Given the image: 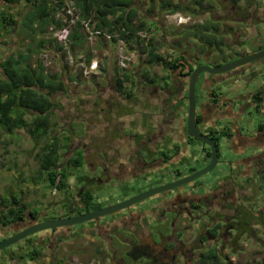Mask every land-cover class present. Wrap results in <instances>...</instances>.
Segmentation results:
<instances>
[{"label": "flooded vegetation", "instance_id": "1", "mask_svg": "<svg viewBox=\"0 0 264 264\" xmlns=\"http://www.w3.org/2000/svg\"><path fill=\"white\" fill-rule=\"evenodd\" d=\"M208 1L209 0H207V2L201 6V10H203L205 7H208ZM228 1H231V12H229L231 17H229L226 22H223L227 23V28L221 31H219L220 28H212L204 31L206 33L218 34V36L222 39V49L220 51L207 50V48L202 47V45L199 44V48H195V50L193 49L196 55L193 54L192 58H187L185 51L181 49L179 53L184 57V59L177 61L180 66H175L174 62L170 61L171 66H167L164 69L165 72L152 82H149V79L144 80L141 76L135 77V95L137 99L136 104L138 107L133 109L132 112L127 109V113L131 112V114H133L132 119L136 120L137 122L139 121L137 124L139 129L145 126L143 122L146 119H150L148 118L147 114L153 112V114H151L153 115L151 119V127H154V130L148 133L149 136L147 138H142V135L147 133V130H149L148 128H146L144 132L142 131V134H138L136 141L134 139H122L120 134L124 131V123L118 121V115L110 116L101 114L104 111L103 108H101V111L99 112L96 111V115H93V112L89 114V116H91L90 118H94V121L89 120V117H85L83 123H80L79 127L83 129L86 128L87 131H90L91 137L88 141H84L86 140L85 137L80 138L81 141H79L70 152L75 153V149H83L84 168L89 171L90 168L92 169L95 168V165H99L100 173L104 175L103 178L95 176L88 179L85 177L84 188H87L91 194L95 195L96 192L99 193L97 190L99 187L97 182L99 181L103 183L105 180V182L109 183L108 180H114L116 184L123 183L124 181H126L127 184L128 182H131V180L135 181L136 179L146 181V188L143 187L142 190L136 191L134 194L135 196L154 187L149 186L150 179L156 177V179L164 180V177L161 176L164 175L165 172L167 174L169 173V176L171 177L167 183L173 182L194 172L188 171L189 173H187V175H180L181 172L178 171L185 162L182 160L181 154H183V152L185 153L186 149H184V147L185 144H187L186 139H188L189 142L192 141L197 142V144L200 143L204 146L206 145L205 143L190 137L187 133V93L190 73L196 67L205 65V62L210 63V66L212 67L229 62L223 61V63H221V60L215 61V59L212 58L213 52H217L216 56L224 60L225 52L232 53L235 50L242 52V50H244L247 45L252 44L254 38H264V9L262 10V13L257 15L256 11H249V7L251 5L250 2L244 1L241 6H237L239 2L238 0ZM228 1L225 0L218 6V12H222L225 9ZM185 3H187V1ZM205 10L207 11L208 9ZM251 17H255L257 20H259V22L262 21V36H260L258 31H255L249 35L247 33L249 29L246 31L241 29L245 27L244 22L246 19H251ZM191 25L192 23L185 25L184 29ZM221 27H223V25H221ZM14 31H17L16 27L13 28L9 34H7L8 42L11 41ZM3 33L4 32L0 30V37L3 36ZM5 38L6 37L0 39L1 48L8 45ZM204 44L208 45L206 43ZM263 49L264 42H262V45H257L256 50H254L252 53ZM247 55L249 54L244 53L243 55H239V58L245 57ZM201 57L204 63H202L201 60L199 61ZM261 76L264 77V57L247 62L242 66L220 74H209L207 72L200 73L195 85V92L196 89H200L198 88V83L202 82V85L205 87L203 91L207 92V90H209L210 92H205L206 96H208L207 99H213V101L217 99L221 101L224 100V98L221 96H223L225 93L230 95V98L227 100L225 99V106L227 107L225 109L228 112H230V102L233 100H235L234 102L238 104L240 111L244 110L245 108H248V111L251 109H253V111H257V109H260L262 103L264 102V85L262 84L256 87V84H254V87L256 88H253V91H247V87L250 85V81L253 82L256 77ZM234 85H236V87H234ZM242 85L247 87L242 92H239V90L242 89ZM223 88L228 89V91H224L225 93L221 92ZM245 96L250 98V100L245 99ZM146 97H148V99H145ZM196 97L197 96L195 94V98ZM195 101L196 124L200 132L211 139L212 137L209 133L212 131L201 129V126L199 125L200 121L197 111L200 107V103L198 99H195ZM86 102L88 104L87 100L84 101V103ZM103 103H106L105 99L103 100ZM93 109L96 108L94 107ZM98 117H100V119H108L109 122L105 124L101 120V122L97 123L96 121L98 120ZM165 126H168L169 128L167 133L170 134H168L170 139H163L165 134L167 136V133L165 131L163 132V128ZM263 128L264 124L262 127V134H264ZM138 129L136 131L137 133ZM77 136H81V134H78ZM183 136H185V138H182ZM212 136L217 138L214 134H212ZM173 138H178L180 141L176 143ZM70 140L72 141L75 139H71V136L68 137V140L65 139L67 142ZM60 143L67 145L64 141H61ZM79 143H82V145ZM99 143L102 145L99 146ZM90 145L92 148L89 147ZM218 145L219 142L217 141V147ZM206 147L209 151L210 148L207 145ZM87 148H90V150ZM108 150L112 152L113 157H109L110 154H107ZM70 152L68 153L70 154ZM100 152L103 153V156ZM85 154H92L94 157L90 160H86ZM262 156L264 158V152H262ZM66 165L71 167L70 164H65L64 166ZM160 172L162 173L158 174ZM163 184H166V182ZM194 185L195 182L191 181L178 188L161 192L159 194L153 195L152 197L150 196V199H154L153 202L156 203V206L152 210L145 208L142 211V214L139 210H133L135 206H139L140 204L124 210V216H122V220L121 214L120 217H118L120 223H122L120 230L128 225L136 224L132 233L133 235H137V238L140 237L141 240L153 238L155 240V236L157 237L156 241L158 243V248L156 251H164L162 248L163 238L168 239L175 237L176 240L173 238L174 242H172L174 243L176 249L174 256L179 257L178 261L182 260L183 258L186 260V262L197 261L199 264V259L202 253H204L206 250L213 248L217 252V255L220 256L221 252L219 248H224V244L226 242L229 243V245L243 243L240 240H246L248 237H250L252 234L250 228L248 227V222L251 218L249 216L250 207L245 205L243 200L238 196H235L234 191H231V194L226 192L225 194H221L219 196L217 193L214 194L212 192L208 194V196L201 197L195 192ZM117 199L118 200L116 202H120L124 199H127V195L124 193L118 194ZM147 199L148 198L144 200ZM83 202L84 201H81L79 203L80 206L86 207L87 205L84 206ZM262 212V218H264V211ZM143 215L144 218L142 217ZM148 216L152 220L148 219ZM256 216L258 219H262L259 215L256 214ZM37 217L38 215L32 216L30 213L26 212L21 224L12 222L8 225L9 228L7 230H3V233L6 234V232H9L10 230L18 232L30 225L41 222V220H47ZM124 217H126V219ZM130 219H132V221ZM217 223L221 224L218 229L217 237L210 236L207 232L208 229L212 228V226H215ZM191 227L194 228L193 233H195V237H191V233L188 232L189 228ZM59 229H64V227H59ZM260 229L262 231L261 226ZM56 230L57 229L51 228L47 229V231H39L38 234L35 233L38 235H36L37 237L35 236L31 239L30 236H27L23 240H26L29 248L32 246L38 247L44 244V242H46L48 239L53 240L52 237ZM117 230L119 229L117 228ZM4 234H0V236ZM178 235L179 238L177 237ZM202 236H205L206 240H201ZM3 239H0V241ZM48 244L49 243H47L44 249L47 248ZM49 245H51V243ZM104 247L106 248V246ZM3 249L5 250V248ZM3 249H0V252ZM228 252H222V254H224L222 256H226ZM229 253L234 252L232 251ZM167 264H173V261H170Z\"/></svg>", "mask_w": 264, "mask_h": 264}, {"label": "rangeland", "instance_id": "2", "mask_svg": "<svg viewBox=\"0 0 264 264\" xmlns=\"http://www.w3.org/2000/svg\"><path fill=\"white\" fill-rule=\"evenodd\" d=\"M173 1H181L185 3L188 0H173ZM223 1L225 0H209L208 1L209 8L207 11L205 10L203 12L200 11L193 13L194 16L190 15V17H192L191 22H193V25L196 24L208 25L209 23H215V25H218V29L220 28L219 31L227 28V23H223V22H226L227 19L231 17L229 14V12H231L230 9L231 1L227 0L228 2L225 9L222 12L221 11L218 12V6ZM238 1L239 2L237 6H241L244 3V1L250 2L251 5L249 7V11L251 12L254 10L257 12V15L262 13V10L264 9V0H251V1L238 0ZM159 3L160 0H138L136 5L139 9V15L144 16L146 17V19L152 20V22L155 23V25L152 26L151 31L149 32L150 38L153 39L154 44L158 45V43H161V40H165L164 47H162L163 45H161L158 52L160 54L163 53L164 55L169 53L172 56H175L177 54V50L175 49L172 50V47H169V43L172 44L173 42L180 40L178 36L183 33L182 26L177 29H174L175 28L174 26L176 25L173 24L171 19H168L166 17V15L168 14L166 11L167 9L164 7H160ZM4 6L5 4H0L1 9ZM24 11H26V7H21V11H20L21 15H18L16 14V8L12 9V12L14 14V19L20 21V18L24 13ZM72 14L73 15L71 18L76 19L75 18L77 16L76 12ZM260 22L255 17H251V19H246V21L244 22L245 27L241 26L243 27L241 29L243 31L249 29V31L247 32L249 35H251L255 31H258L260 33V36H262V25H261L262 21ZM69 24L72 25V22L70 23L69 21ZM221 25H223V27H221ZM169 30L173 31V33L169 34L171 33ZM163 32H166V34L164 35ZM3 34L4 35L0 37V39L6 37L5 39L8 45L3 48L0 47V62H2L8 55L14 54L18 50L25 49V47L30 42V39L27 38L25 34L20 31H14V34L10 42H8L7 34L6 33ZM263 40L264 38L262 37L254 38L252 44L247 45L245 49L242 50V52L236 50L233 51L232 53L225 52L224 60L216 56L217 52H213L212 58H214L215 61L221 60L222 61L221 63H223V61L231 62L233 60L238 59L239 55H243L244 53L245 54L252 53L254 50H256L257 45L259 44L262 45V42H264ZM89 41H91V39H89ZM89 41L85 43L84 47H77L74 52L70 51V53H68V55H71L72 59H65L64 57H62V53L57 52L55 50V47H52L51 44L45 45L43 48L39 50L37 54L34 53L30 58V61L35 65L38 63V61H40L48 73L60 74V78L65 80L68 84L69 88L67 90V93L65 96L63 95L62 97H60L61 99L57 100L58 105L51 112L50 120L53 123L52 124L53 130L51 131V133L57 135L58 140L60 142L63 141L64 138H67L69 136H71V139H75L72 141L70 140L68 142L67 144L68 145L67 148L69 147L68 149L65 148L63 152L62 150L60 151L59 149V151L62 152L60 155L62 162H66V158L68 157V161H72L71 162L72 166L71 168L68 165L60 167L61 172H63L66 175L67 178L65 180L66 184L64 185L63 188H60L58 186L55 187L50 183L49 179H47L45 174L40 175V173L38 172V168L41 166V164L37 159H35V155L41 149V147L38 146L40 145L41 142L36 144V142L33 141L32 137L28 133L29 130L27 127L8 130L4 126L0 125V198H2L3 201L6 202V206H5L6 210L7 208H9L7 207V205L13 202L14 206L17 204L25 209L24 214L26 212L27 213L32 212V214H35L36 216L38 215V217L47 220L68 217L70 214H72L71 211L73 209H77V208L80 209L79 208L80 206L78 205L80 199H79V195H77V191L78 189H80V187H83L84 185H82V183H79V180L83 179V177L86 176L90 177L91 175H95L100 178L104 177V175L100 173L99 165H95V168L92 169L90 168L89 171L86 170V168H84L85 166L83 161V151H84L83 149H79V148L75 149L74 150L75 153L73 154H71L72 152H70L73 149V147L76 144H78L79 141H81L80 138L85 137L86 140L84 141H88L90 139L91 137L90 131H87L86 128L83 129L79 127L80 124H76V123H80V121L77 118H76V123L72 125H66L65 123L58 124L60 117L63 115L64 110L66 109L67 111H73V110L76 111V109L79 108L81 109L82 113L85 114L92 113V111L89 112L91 107L87 106V104H84L85 101L84 99L86 100L89 99L90 101H94V100L98 101L95 106L97 107V109H99L98 112L101 111L100 106L103 102L101 100L95 99V97H97V92H99L98 90H100L102 92L101 94L105 95V97L112 96L111 98H113L114 101H116L118 98V96L114 94L115 92L114 86L113 83L111 82V78L115 74L114 69H117L118 73L122 74V71L118 68L117 65L116 45L114 43L102 39L101 37H97L96 42L93 45ZM181 43H183L184 46H187V49L185 51V55L187 58H192L193 54L196 55L193 49L195 50V48L200 47V45L198 44V39L193 37L185 38L184 40H182ZM32 46H34V43L32 44ZM220 47L222 48V46ZM181 48L183 49V47ZM207 48H208L207 50H211V51H215L218 49L216 47H207ZM35 49H37V47ZM126 50H127V54L132 55L134 57L133 60L134 64L130 65L127 68L128 71L132 72L133 77H131L130 80L124 84L125 88L124 91L122 92L123 94L121 95L124 97L120 99V101L121 100L124 101L125 104L122 105V108L126 107V109H128L129 111H133V109L138 107L136 104L137 99L135 95L136 93L135 77L141 76L144 68L146 69L149 68L148 70L149 77L155 75L156 77H154L155 78L154 80H156L162 73L165 72L164 70L165 67H162L161 65L145 64L144 63L145 56L139 55L137 48H131L130 46L129 49L126 48ZM87 55H91V57H95L99 63V66L103 67L102 68L103 71L100 69L96 74L84 75L83 65H84V59ZM67 60L69 63L67 62ZM200 60L202 63H204L202 61V57L199 59V61ZM108 64H110L109 70H107ZM204 64L210 65V63H206V62ZM0 71H1V67H0ZM73 71L77 74V83L67 81L68 75H71ZM258 79L259 80L257 81H260L261 77ZM254 84L255 81H253V83L249 85V88H256L254 87ZM246 87L247 86L242 85V89L239 90V92L240 91L242 92ZM126 93L131 94V97L129 98L125 96ZM195 94L197 96L196 99L199 100L202 92L196 89ZM111 98L109 99V101H111ZM145 99H148V97H146ZM110 107L112 108V110L113 108H116L115 105H111ZM145 110L148 111L147 109ZM251 110L253 111V109ZM112 113L113 115H118L119 111L115 109V111H113ZM102 114L107 115V112H102ZM151 114H153V112L147 114L148 118L150 119L149 120L146 119L143 122L145 126L139 129L137 128L138 134H142V131L144 132V130H146V128L149 125H151V119L153 116ZM254 115L255 117L259 116V114H254ZM64 116L66 117L65 120L67 121V116L66 115ZM25 117L27 118V115ZM88 117L90 118L91 116ZM83 120H85V118ZM89 120L94 121V118L92 117ZM131 123H133V125L138 124L136 120L134 121L131 120ZM163 129H164L163 131H165L166 133L169 130L168 126H165ZM136 133L137 132L135 130L134 134ZM78 134H81V136H77ZM168 138L169 137L167 136L165 139ZM173 139L176 143L180 141L178 138H173ZM80 145H82V143ZM89 147L92 148L91 145ZM90 148L87 149L90 150ZM68 152H70L71 155ZM107 154L108 155L111 154V151L108 150ZM101 155L103 156V153ZM93 157L94 155L87 154L85 156V159L90 160ZM74 162H76V165L79 164V166L74 167ZM196 167H198V165H196ZM180 168L181 171H183V167ZM201 168L203 167H200V169ZM214 169L215 171H218V169L214 167L209 172L195 179L194 182H196L200 178L207 179L209 177V173ZM161 173L162 172L158 174ZM161 177H164V180L156 179V177L150 179L149 186L156 187L158 185L163 184L165 180L167 179L169 180L171 178L169 176V173L167 174L166 172ZM145 183L146 181L140 179H136L135 181L131 180V182H128L127 184L126 181L120 184H116L114 180H111L110 185L108 184V182H103L101 183V185L102 184L103 185L102 186L100 185L101 187L98 185L99 187L97 188V190L99 191V193L98 192L95 193V199L93 201L99 206L105 207L106 206L105 204L113 202V200L117 198L118 194L124 193L127 195V198L133 197L136 191L142 190L143 187L146 188ZM262 191H264V186L262 187ZM151 197H148L147 200H143L140 203H136V204H140L139 206H135L136 204L133 205L135 206L133 210H139L140 213L142 214V211L145 208L150 210L154 209L156 203L153 202L154 199H150ZM97 201H102V203ZM126 209H123L121 211H124ZM263 209H264V196L262 198L261 210L263 211ZM256 210H254V212H257ZM121 211L112 214L120 213ZM24 214L21 218L14 217L8 221L21 224L24 218ZM70 216H74V215H70ZM107 217L108 215L98 217L90 221L73 224L71 226L77 228L83 225V223H90V222L102 223L107 219ZM142 217L144 218V215ZM148 219L152 220L151 218H149V216ZM252 220H250V227H249L252 234L246 240H240L243 243H235L229 245V243L226 242L224 244L225 245L224 248L222 247L219 248L221 252L220 257L223 258L222 260L225 261V264H264V218H262V231L261 229H258V227L260 226L256 223V219L253 218ZM108 222L109 220L107 222L105 221L103 224H106ZM8 228L9 226H6V227H2L1 229L7 230ZM54 229H58V227ZM64 229H68V228L64 227ZM193 230H194L193 227L189 228L188 230V232L191 233L190 235L191 237H195V233H193ZM261 232H262V236H261ZM15 233L16 231L10 230L9 232H6L5 235H2L5 237L0 236V239L10 237ZM36 233L38 234V232ZM37 234L34 233L33 235H30V238L31 239L34 238ZM81 235L82 234H79V237H82ZM134 236L136 239L141 241L140 237L137 238V235ZM177 237L179 238V235ZM173 238L175 239V237ZM173 238H168V239L163 238L162 243H164V241L174 242ZM155 239H157L156 236ZM52 241L53 240L48 239L46 241V244L51 243ZM80 241H84V238H80ZM26 245H27L26 240L21 239V241H18L16 244L5 247V250L3 249L1 250V252L8 253L7 251H9L12 257H14L13 259H15L17 254H21L23 255L22 256L23 260L26 259L27 262H30V260L34 258V255H30L27 252H25L24 248ZM45 246L46 245H43V247ZM225 251L227 252L233 251L234 253L228 252L226 254L227 257L226 259L225 257L222 256L224 255L222 254V252L225 253ZM142 262L143 260H139L138 263L142 264ZM175 264H199V263L197 261L186 262V260L182 258V260L180 261L177 260Z\"/></svg>", "mask_w": 264, "mask_h": 264}, {"label": "trees", "instance_id": "3", "mask_svg": "<svg viewBox=\"0 0 264 264\" xmlns=\"http://www.w3.org/2000/svg\"><path fill=\"white\" fill-rule=\"evenodd\" d=\"M4 1L6 2L5 6L2 7V9L0 8V30L9 34L16 23L19 27V31L24 33L25 36L30 39V42L25 49L18 50L14 54L8 55L0 62V125L8 130L27 127L29 130L28 133L33 141L38 142L39 140H45L46 143L41 147L40 152H37L35 155V158L41 164L38 168V172L40 175L45 174L52 185L63 188L67 178L66 175L61 172L60 167L62 163H59V149L62 144H60L57 135L51 133L53 123L50 120V114L57 107V100L61 99L60 97L63 95H66L69 87L67 82L60 78V74L48 73L40 61L35 65L30 61V58L34 53L37 54L45 43L54 44L53 39H45L46 37H44V35L50 25L59 26L60 21L55 19L54 14L63 6L64 0ZM137 2L138 0H74V4L80 12V20L84 22L88 21L93 30L104 31L111 35L118 33L131 48H137L138 53L145 56V63L162 65L166 68L167 66H171L170 61H173L175 66H180L177 61L184 59L180 53L168 61L167 57H171L170 54L164 55L158 52L160 46L164 43L163 40L162 43H158L157 45L154 44L153 39L149 38V40L145 41L144 38L137 35L136 32L138 31H144L146 34H149L152 26L155 25L152 20L139 15V9L136 5ZM206 2L207 0H188L187 3L173 0H160L159 5L160 7L166 8L168 14L183 12L184 14L193 15V13L203 12L205 9H208V7H205L204 10L200 9ZM21 7H26V11H24L18 22L14 19L13 12L10 13V11L16 8V14L21 15ZM7 16H9V19ZM82 28V23L78 21L73 30H71V50L69 51L74 52L77 47L85 46V36L82 33ZM202 28L209 30L216 28V25L214 23H209L208 25L196 24L186 29L182 28L183 33L178 36L180 40L172 44L169 43V47H178L181 49L182 40L189 36L203 40L211 47L221 48L222 39L212 33L200 32ZM169 31L171 32L169 34L173 33V31ZM163 34L165 35L166 32H163ZM115 40L116 39L113 37L112 41L115 42ZM33 43L34 46H32ZM54 45L55 50L60 52L61 47L57 44ZM36 47L37 49H35ZM62 52V57L66 59L68 52ZM89 61L90 55H87L86 63ZM109 69L110 64L107 70ZM114 73L111 82L115 87V91L122 93L125 88L124 83L128 82L133 76L131 73L125 71L120 74L117 69H114ZM72 75L67 77L68 82L73 80L74 77H72ZM143 76H145L147 80L149 79V82L155 81L154 77H156L155 75L149 77L147 70H144ZM125 95L129 98L131 97L129 93ZM87 106L91 107L89 112L92 111L93 115L97 114L96 110L93 109L95 107L94 102L88 101ZM79 111L81 112V109H79ZM74 113L75 111L73 110L70 117L74 116ZM80 114L77 119L82 124V118L88 117L90 113L85 114L81 112ZM26 115L27 118L25 117ZM209 134L217 145L219 138L212 136V134L215 135L216 133L212 131ZM207 156L209 158L210 153H208ZM71 162L72 161H68L72 166ZM74 165V167L79 166V164L76 165V162H74ZM56 180L58 181L56 182ZM79 197H81V201H84V206L91 205V208H98V204L90 202V199L94 198V195L91 194L87 188H81ZM7 207H9L7 211L0 210V224L2 226H7L11 223L8 220L14 217L21 218L25 210L20 205L16 204L14 206L13 202L8 204ZM30 214L35 216L32 212H30ZM220 225V223H217L215 226L208 229L207 232L209 235L217 237ZM201 240H206V237L202 236ZM157 246L158 243L156 239L154 240L153 238L142 239L136 242L133 241L126 253L132 261L146 259L142 264H167L170 261H175L176 257L174 255L176 249L173 242L164 241L162 245L164 251H156L158 248ZM31 252L37 255L39 250L33 248ZM224 257L227 259L226 256ZM222 259L223 258L217 255V252L212 248L202 253L199 262L200 264H225V261Z\"/></svg>", "mask_w": 264, "mask_h": 264}, {"label": "crops", "instance_id": "4", "mask_svg": "<svg viewBox=\"0 0 264 264\" xmlns=\"http://www.w3.org/2000/svg\"><path fill=\"white\" fill-rule=\"evenodd\" d=\"M4 3H6L4 0H0V4ZM258 78L260 77H256L254 80L256 87L262 84L264 85L262 76L260 81H257L259 80ZM252 83L253 82L250 81L249 84L251 85ZM234 87H236V85H234ZM198 88H200L198 90L202 92L199 99L200 107L197 111L200 121L199 125L201 126V129L215 132L216 137L219 138V145L217 163L214 166L218 171H215L214 169L209 173L207 179H198L194 185L195 192L199 196L204 197L212 192L214 194L217 193L219 196L226 192L231 194V191H234V195L238 196L243 200L245 205L250 207L249 216L251 218L249 219L248 224L250 225V220L255 218L256 223L262 227V219H258L256 214L262 218L261 209L262 198L264 196V191H262V187L264 186V158L262 156V152H264V134H262V124H264V106H261L257 111L250 110L252 113V121H243L244 117H242L240 113H231L225 109V99L227 100L230 98V95H227L224 91H228V89L223 88L221 91L225 93L221 96L224 98V100H221L222 103L217 99L215 101H213V99H207L208 96L205 94L206 91H203L205 87L202 85V82L198 83ZM249 90L253 91V88H249L248 86L247 91ZM207 92H209V90H207ZM245 99L250 100L247 96H245ZM108 101L109 100L106 101V107L109 105ZM117 103L119 106L125 105L124 101H120L119 98H117ZM125 109L126 107L118 108V121L124 123L123 127H125L124 131L120 134V137L122 139H134L136 141L138 133L134 134V132L135 130L137 131L136 128H138V126L137 124L133 125V123H131V120L134 121L132 119V111L127 113L125 112ZM247 110L248 108L244 109L245 112ZM103 112H107V115L110 116L113 115L109 109H106ZM254 114H259V116L255 117ZM96 122H101L100 117H98ZM102 122L107 124L109 120L102 119ZM149 127H151V125L147 127L149 130L144 134L145 136L142 135V138H147L149 136L148 133L154 130V127ZM128 132L133 133L130 134ZM168 134L169 133H167V136L169 137L170 134ZM165 136L166 134L163 136V139L167 137ZM182 138H185V136ZM186 143L187 144H185L184 147V149H186L185 153L183 152V154H181L182 160L185 161L182 166L183 171H181V169L178 170L181 172V175H187V173H189L188 171L195 172L199 170L200 167H205L209 162L207 156L209 151L206 145L204 146L200 143L199 145L197 142L192 141L189 142L188 139H186ZM100 145L102 144L99 143V146ZM196 165H198V167H196ZM165 182L167 183L169 180L167 179L164 183ZM80 189H78L77 195H79ZM0 199V210L7 211L5 207L6 202L3 201L2 198ZM117 200L118 199L116 198L113 202H116ZM90 202L95 203L91 200ZM97 202L102 203V201ZM99 207L101 208L103 206H98V208ZM79 208L81 210L78 208L73 209L71 211L72 215H78L92 209H97L96 207L91 208V205H87L86 207L80 206ZM253 209H257V212H254ZM123 212L124 211H121V213L108 216L105 221L107 222L109 220V222L106 224H103L105 221L102 223L90 222L83 223V225L77 228L71 226L67 227L68 229H57L52 237L53 241L51 242V245H48L47 248H45L48 251H42L37 256H34L30 262H27L26 259L23 260V255L21 254L16 253L17 255L15 259H13L14 257H12L9 251H7L8 253L0 252V264H63L66 254H78L83 257L95 255V250L93 248L95 239L103 242L106 246V248H104L107 252V254L104 255L106 264H133L134 262L127 256L126 251L129 245L134 241L130 234L136 224L128 225L120 230L122 223H120L118 217H120L121 214L122 220V216H124ZM130 220L132 221V219ZM2 227L6 226L0 224V234H4L3 229H1ZM117 228L119 230H117ZM258 229H260V227H258ZM124 233H126V235H124ZM79 234H82V237H79ZM60 236L62 237L61 239L59 238ZM80 238H84L85 241H80ZM44 245H47L46 242H44ZM109 250H111V253L108 252ZM117 250L121 251V253H115Z\"/></svg>", "mask_w": 264, "mask_h": 264}, {"label": "clouds", "instance_id": "5", "mask_svg": "<svg viewBox=\"0 0 264 264\" xmlns=\"http://www.w3.org/2000/svg\"><path fill=\"white\" fill-rule=\"evenodd\" d=\"M65 1H67V0H64V4H63V6H61L56 12H55V14H54V16H55V19L56 20H59L60 21V24H59V26H54V25H50V26H52L53 27V29L54 30H58V29H61V27L63 26V25H68L69 24V21H70V23L72 22V21H74L73 23H72V25H70L71 27H70V33H69V39H70V34H71V30H73V28H74V26H75V24L78 22V21H80L81 23H82V25H83V30H82V33L84 34V36H85V43L87 42V41H89V39H91V41H89L92 45L96 42V39H97V37H101L102 39H104V40H107L108 42H111V43H114L115 45H116V49H117V65H118V68L123 72V71H125V72H129V73H131L132 74V72H130V71H128L127 70V68L130 66V65H132V64H134V57L132 56V55H130V57L132 58V60L130 61V62H128V63H126V66H121L120 65V53H119V51H120V44L122 43V51L123 52H125L126 54H127V50H126V48H128L129 49V44L128 43H126L120 36H119V34L117 33V34H114V35H111V34H109V33H107V32H102V31H100V30H93V28H92V26H91V24L87 21V22H84V21H82V20H80V18H79V15H80V12L78 11V8L75 6V4H74V9L73 10H71V14H68V13H66V11H65ZM73 1V3H74V0H72ZM67 3V2H66ZM5 4V3H4ZM62 7H64V9L62 10ZM1 8V7H0ZM15 9V8H14ZM12 11H10V13H11ZM74 12H76V19H74V18H71L72 17V13H74ZM191 15V14H190ZM190 15L189 14H184L183 12H174V13H172V14H167L166 15V17L168 18V19H171L172 20V22H173V24L174 25H176V26H174L175 28H179V27H181L182 26V28H183V26H185V25H187V24H190V23H192V25H193V22H191V20H192V17H190ZM192 16H194V15H192ZM7 18L9 19V16H7ZM70 19V20H69ZM18 21V20H17ZM19 22V21H18ZM84 23H87V26H85V24ZM215 24V23H214ZM202 25H204V24H202ZM49 26V27H50ZM17 28V31H19V27H18V25H16V23L14 24V28ZM48 27V28H49ZM47 28V32L45 33V35H44V37H46L45 39H53V42H54V44H57V42L54 40V38L52 37V33L49 31V29ZM216 28H218V25H216ZM95 31H98L99 33L98 34H95L94 32ZM204 31H207V30H205V29H200V32H202V33H206V32H204ZM11 32V31H10ZM91 33V34H90ZM137 33V35H139L140 37H142V38H144L145 39V41L146 40H149V38H150V34H146L144 31H138V32H136ZM48 34H49V36H48ZM215 36H217V37H219L218 36V34L216 33L215 34ZM115 38L116 40H115V42H113L112 41V38ZM189 37V36H188ZM188 37H186V38H188ZM185 39V38H184ZM196 39H198V38H196ZM163 42L164 43H162V40H161V43H162V47H164V44H165V40H163ZM202 42V43H201ZM205 42L203 41V40H200V39H198V44H201L202 45V47H205V48H207V46L208 47H211V46H209V45H205L204 44ZM53 43H51V46L52 47H55V45H54ZM45 45H49V44H44L43 45V47L45 46ZM58 45V44H57ZM70 45H71V39H70V44H69V46H68V48L67 49H65V50H63V51H69V50H71V47H70ZM181 47H183L184 46V44L183 43H181ZM222 46V45H221ZM42 47V48H43ZM161 47V46H160ZM177 50V54L179 53V51L182 49H180V48H178V47H172V50ZM186 49H187V46H184L183 47V49L182 50H184V51H186ZM208 49V48H207ZM222 48H218L217 49V51H220ZM163 50H165V49H163ZM60 52L63 54V52L60 50ZM70 52V51H69ZM68 52V53H69ZM167 54H169V53H167ZM176 54V55H177ZM127 55H129V54H127ZM139 55H142V54H139ZM171 55V54H170ZM175 55V56H176ZM175 56H172L171 55V57L169 56V57H167L168 58V61L170 60V59H172V58H174ZM68 57H70V59H72V57H71V55H68L67 54V58L66 59H69ZM87 57V56H86ZM86 57H85V59H84V65H83V67H84V75H89V74H96L100 69L103 71V67H101V66H99V63H98V61H97V59L95 58V57H91V55H90V61H92V60H95V61H97V68L93 71H90V72H85V67L86 66H88L89 65V63H90V61L88 62V63H86ZM47 59V58H46ZM45 59V60H46ZM138 59V58H137ZM67 62H68V60H67ZM69 63V62H68ZM145 63V62H144ZM145 64H147V63H145ZM109 65V64H108ZM108 65H107V67H108ZM162 66V65H161ZM163 67V66H162ZM104 70H105V68H104ZM144 70H149V68L148 69H146V68H144L143 69V72H142V74H141V77L144 79V80H146L147 78H145V76H143V73H144ZM73 74V75H72ZM72 77H74L73 78V80L71 81V82H73V83H77V74L73 71L72 72ZM70 75V76H71ZM69 76V75H68ZM133 76V75H132ZM126 83V82H125ZM124 83V84H125ZM114 86V85H113ZM99 92H97V97H95V99H98V100H101L102 102H103V100L105 99L106 101L107 100H109L112 96H107V97H105V95H103V94H101L102 92L100 91V90H98ZM114 91H115V87H114ZM113 93V92H112ZM114 94H116L117 96H118V98L119 99H122L124 96H121L122 95V93H118V92H114ZM126 96V95H125ZM84 100H86V99H84ZM87 101H90L89 99H87ZM113 101V102H112ZM92 102H94L95 103V105H96V103L98 102V101H96V100H94V101H92ZM109 102V105H107V107H106V103H102L103 104V106H102V104H101V108H103L104 110H106V109H109L110 110V112H113V111H115V109L113 108V110H112V108L110 107L111 105H115V107H116V109L118 110V108H122V105L121 106H119L118 105V103H117V100L116 101H114V99L113 98H111V101H108ZM84 104H87V102L86 103H84ZM88 105V104H87ZM95 110L96 111H98L99 109H97V107L95 106ZM100 108V109H101ZM125 111H127V109H125ZM71 112L72 111H67V109L66 110H64V113H63V115L60 117V120H59V123L58 124H61V123H65V124H69V125H72V124H74V123H76V118L77 117H79V109H76V111H75V113H74V116H72V117H70V115H71ZM64 115H66L67 116V121L65 120V116ZM81 115V114H80ZM84 119V118H83ZM83 122V121H82ZM76 124H80V123H76ZM53 130V129H52ZM65 139L66 140H68V137L67 138H64V142L66 143V144H68V142L67 141H65ZM39 142H41L40 143V145H38V146H40V147H43L44 146V144L46 143V141L45 140H39L38 142H36V144H38ZM60 144H62V143H60ZM217 146V145H216ZM209 147V146H208ZM65 148H67V145H65V144H62L61 145V148H60V151L62 150V152L65 150ZM41 150V149H40ZM40 150L38 151V152H40ZM59 151V154L61 155V153L62 152H60ZM73 153V152H72ZM71 153V154H72ZM209 153H210V149H209ZM85 156H86V154H85ZM84 157V156H83ZM109 157H113V155H112V152H111V154L109 155ZM217 157H218V147H217ZM36 159V158H35ZM209 160H210V157H209ZM64 163V164H62L61 166H64L65 164H69L68 163V157L66 158V162H62V160H61V158H60V161H59V163ZM209 163V162H208ZM70 167V166H69ZM71 168V167H70ZM88 179H90V178H92V177H95V175H91L90 177H88V176H86ZM98 177V176H97ZM38 178V177H37ZM100 178V177H99ZM58 179V178H57ZM83 179H85V177H83ZM83 179H80L79 180V183H82V185H84L85 184V180H83ZM58 180H56V182H57ZM109 181V185H110V180H108ZM41 182V181H40ZM104 182H105V180H104ZM98 184H99V186L101 185V181H99V182H97ZM161 185H163V184H161ZM55 187H56V185H54ZM159 186V185H158ZM84 187L85 186H83V187H80V188H83L84 189ZM157 187V186H156ZM57 191V190H56ZM56 191H54V192H56ZM79 199H80V202H81V197H79ZM94 199H95V195H94ZM94 199H92L91 201H93ZM114 201V200H113ZM79 202V203H80ZM141 202V201H140ZM114 203H118V202H114ZM114 203H108L109 205H111V204H114ZM108 204H106V206H108ZM79 206H80V204H78ZM135 205V204H134ZM137 205V204H136ZM105 206V205H104ZM132 207H134L133 205H132ZM132 207H130V208H132ZM100 208V207H99ZM98 209V208H97ZM127 210V209H126ZM121 211V210H120ZM87 212V211H86ZM85 213V212H84ZM121 213V212H120ZM81 214V213H80ZM117 214V213H116ZM79 215V214H78ZM111 215H114V214H110V215H108V216H111ZM69 217V216H68ZM64 218V217H63ZM129 218V217H128ZM126 219V218H125ZM42 221H44V220H42ZM12 223V222H11ZM11 223H9V224H11ZM8 224V225H9ZM7 225V226H8ZM68 226H71V225H68ZM68 226H62V227H68ZM248 227H250V225L248 224ZM56 228V227H55ZM53 229V228H52ZM58 229H59V227H58ZM47 229H45V230H41V231H46ZM33 235V234H32ZM124 235H126V233H124ZM30 236V235H29ZM130 236H131V238L132 239H134V242H136V241H139L138 239H136L135 238V236L133 235V233H131L130 234ZM61 237V236H60ZM24 239V238H23ZM61 239V238H60ZM19 241H21V240H19ZM85 241V240H84ZM84 241H82V242H84ZM17 243V242H16ZM15 243V244H16ZM132 244V243H131ZM130 244V245H131ZM12 245H14V244H12ZM11 245V246H12ZM43 245L44 244H42L41 246H32L31 248H29L28 247V245H26L25 246V248H24V250H25V252H27L28 254H30V255H34V256H37L38 254H40L42 251H45L46 249H44V247H43ZM129 245V246H130ZM105 245H104V243L103 242H101V241H99L98 239H95L94 240V246H93V248H94V250H95V255H91V256H88V257H83V256H80V255H78V254H71V255H67L66 254V256H65V260H64V262H63V264H68L69 263V261H70V259L74 256V257H77V258H79L80 260H82V261H88V260H90L91 258H96V259H98L99 261H100V264H106V261H105V258H104V255H106L107 254V252L104 250V247ZM33 248H37L38 250H39V252H38V254L37 255H35L34 253H32L31 252V250L33 249ZM128 249H129V247H128ZM108 252H110L111 253V250H109ZM115 253H121V251H115ZM69 258V259H68ZM131 260V259H130ZM143 261H146V259H142ZM178 260V257H176V259H175V261L173 262L174 264L176 263V261ZM132 261V260H131ZM139 260H136V261H133L132 263L133 264H139V263H137Z\"/></svg>", "mask_w": 264, "mask_h": 264}, {"label": "water", "instance_id": "6", "mask_svg": "<svg viewBox=\"0 0 264 264\" xmlns=\"http://www.w3.org/2000/svg\"><path fill=\"white\" fill-rule=\"evenodd\" d=\"M261 57H264V49L260 50L258 52L249 54L245 57H241L239 59L233 60L231 62L219 65V66H210V65H201L196 67L189 75V86H188V93H187V101H188V111H187V133L190 137L195 138L203 143H205L210 148V160L209 163L185 176L180 179H177L173 182L166 183L163 185H159L157 187H152L140 194H137L133 197L124 199L118 203H114L105 207H101L98 209H92L90 211H87L85 213H81L79 215L59 218V219H52V220H44L38 223H35L33 225H30L18 232H16L14 235L10 237H6L3 240L0 241V249H3L7 246H10L12 244H15L19 240L32 235L36 232H39L41 230L45 229H51L55 227H62V226H68L73 224H78L81 222H86L93 220L98 217L110 215L112 213L118 212L120 210L129 208L130 206L150 197L156 194H159L164 191L172 190L175 188H178L180 186H183L191 181H194L195 179L199 178L203 174L209 172L214 168V166L217 163V146L216 143L210 139L208 136L202 134L196 124L195 121V111H196V101H195V85L197 82V79L199 78L200 73L207 72L209 74H220L225 71L237 68L239 66H242L246 64L247 62H251L254 60H257ZM230 102V112L231 113H240L242 117H244L243 121H250L251 120V111L248 110L245 112L242 110V112L239 110L238 104L234 102ZM227 108V107H226ZM254 116V115H253ZM252 121V120H251Z\"/></svg>", "mask_w": 264, "mask_h": 264}, {"label": "built area", "instance_id": "7", "mask_svg": "<svg viewBox=\"0 0 264 264\" xmlns=\"http://www.w3.org/2000/svg\"><path fill=\"white\" fill-rule=\"evenodd\" d=\"M67 2V3H66ZM64 7H62V10ZM74 9V3L72 0H67L65 1V11L68 14H71V10ZM74 21H72L73 23ZM85 26H87V23H84ZM70 24L68 25H63L61 29L54 30L52 26H50L48 29L52 33V37L54 40L57 42V44L61 47V51L65 50L68 48L70 44V39H69V33H70ZM95 34H98V31L94 32ZM91 34V33H90ZM120 65L121 66H126V63L130 62L132 58L130 55H127L125 52L122 51V43L120 44ZM70 59V57H68ZM97 68V61L92 60L90 61L89 65L85 67V72H90L94 71ZM68 264H100V261L96 258H91L88 261H82L77 257H73L70 259Z\"/></svg>", "mask_w": 264, "mask_h": 264}, {"label": "bare ground", "instance_id": "8", "mask_svg": "<svg viewBox=\"0 0 264 264\" xmlns=\"http://www.w3.org/2000/svg\"><path fill=\"white\" fill-rule=\"evenodd\" d=\"M195 99H196V98H195ZM205 166H206V165H205ZM73 257H74V256H73ZM73 257H72V258H73Z\"/></svg>", "mask_w": 264, "mask_h": 264}]
</instances>
